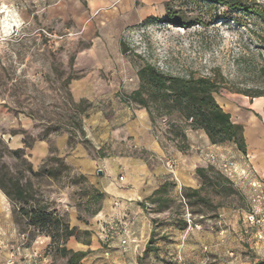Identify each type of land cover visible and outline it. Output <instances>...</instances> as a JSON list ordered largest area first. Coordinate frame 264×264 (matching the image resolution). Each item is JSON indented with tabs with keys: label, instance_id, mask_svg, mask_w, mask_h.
I'll list each match as a JSON object with an SVG mask.
<instances>
[{
	"label": "rangeland",
	"instance_id": "374dc122",
	"mask_svg": "<svg viewBox=\"0 0 264 264\" xmlns=\"http://www.w3.org/2000/svg\"><path fill=\"white\" fill-rule=\"evenodd\" d=\"M244 1V10H230L208 0H171L166 7L172 16L167 9L162 18L107 40L80 30L79 21L89 19L87 0H0V104L12 119L7 123L18 126L13 131L32 145L25 157L34 170L52 167L58 174L32 176L7 154L18 148L5 138L0 166L22 173L38 196L80 229L79 241L73 237L66 244L89 251L79 264H264V179H237L236 174L225 180L219 171L223 162H248L247 149L226 143L214 154L218 168L209 172L214 184H203L196 168L211 164L202 159L206 151L196 131H205L178 112L154 123L150 118L147 130L164 159L180 158L190 185L169 173V203L162 212L147 198L128 201L140 205V222H150L151 232L143 224L140 231L130 230L133 222L118 228L122 218L104 213L106 192L129 186L130 165L164 163L137 146V113L145 108L131 96L141 86L143 66L172 76L214 79L221 88L217 99L253 100L264 93V0ZM5 124L0 122L2 128ZM40 143L47 147L42 153ZM125 235L128 242L122 244ZM1 237L0 264H69L58 251L61 243L51 245L50 237L25 223L18 234ZM87 242L91 245H83Z\"/></svg>",
	"mask_w": 264,
	"mask_h": 264
},
{
	"label": "trees",
	"instance_id": "16d2710c",
	"mask_svg": "<svg viewBox=\"0 0 264 264\" xmlns=\"http://www.w3.org/2000/svg\"><path fill=\"white\" fill-rule=\"evenodd\" d=\"M208 1L223 5L230 10H244L247 7L244 0ZM168 10V17H170L172 13L169 8ZM260 13H263L262 15L264 16L263 10ZM157 19L154 18L153 20ZM170 21L175 22L173 19H170ZM124 53L126 52L124 51ZM138 75L141 80V86L132 94L131 98L148 111L153 123L157 117L170 116L174 112H178L186 118L187 122L192 118L193 121L190 125L204 130L214 145L234 143L241 151L246 152L244 126L234 123L231 114L227 113L218 103L215 95L220 94L221 88L214 79L208 77L172 76L159 71L150 64L143 66L138 71ZM145 94L148 95V98ZM262 96H264V93L257 94L254 97ZM17 133L19 132H13V134ZM2 142L3 140L0 139V143ZM24 144V148L7 150V154H12L17 160L23 162L32 176H56L58 174L56 168L46 166H41L35 171L33 164L25 157V150L31 148L32 145L28 144L25 139ZM6 167L5 164L0 166V188L10 200L17 228L19 229L25 223L38 229L39 232L51 238V245L61 243L58 251L61 256L69 258V264H79L89 254V251H75L66 247V244L73 237L79 241L78 234L80 229L77 226L72 227L64 216L52 208L49 202L38 196L32 182L30 180L24 181L22 173L11 174L5 170ZM216 170L215 166L209 165L206 168L198 167L196 173L203 184H214V179L209 172ZM220 173L225 180L230 182L227 176L221 171ZM169 185L167 180L160 185L152 196L147 198L152 205H157L158 212H162L168 206L169 200L165 198V195L168 192ZM103 197V194L98 196L99 199ZM99 212L100 208L94 214ZM83 233L91 235L89 230H85ZM154 235L153 232L145 249L146 253L151 248ZM85 245H91V242H87Z\"/></svg>",
	"mask_w": 264,
	"mask_h": 264
},
{
	"label": "crops",
	"instance_id": "0c3cea01",
	"mask_svg": "<svg viewBox=\"0 0 264 264\" xmlns=\"http://www.w3.org/2000/svg\"><path fill=\"white\" fill-rule=\"evenodd\" d=\"M170 1L171 0H87V14L89 19L86 20L83 17L82 19L84 20H82V23L79 21V25H81L80 30H86V32H84L89 36L98 32L100 35L98 39L116 40L120 38L122 32L129 27L137 26L152 18H162V16L166 14V10L168 9L166 5H170ZM72 2H76V0H72ZM75 4H77V2ZM217 101L227 113L231 114L234 123L244 126L248 162H245L244 165L235 163V167L238 169L235 178L241 179L259 176L261 179H264V96L254 98L253 100H249L245 97H220ZM8 114L6 108L0 104V122L5 121L6 123L5 128L0 126V139L5 138L9 141L11 140L16 148H20L24 143V137H22L20 133L13 134L14 127L18 126L15 124L10 126L7 123L12 120L9 118ZM137 118L136 126L138 127L135 132V134H137V146H139L142 151L144 150L146 154H150V158H154V160L160 158L164 163L159 162L160 164L157 165L155 163H145L144 166L140 168L136 166V163H134L133 167L130 165V171H134V173L132 172L129 177V186L127 189L118 190L112 188L109 192H106L104 213L106 215L119 217L118 219L120 220L122 218L120 224H116L117 227L119 226L118 228L125 229L130 225V222H133L130 230L132 229L136 232L137 230L140 231L143 224L145 229H147L148 226L151 232L152 225L150 222L148 224L144 220L140 222V218L142 219L143 215V210L140 205L138 204L135 206L133 203H128V201L149 198L160 185L170 179L168 175L172 172L164 161L169 158L164 159V157H162L164 155V150L147 130L151 128L148 111L146 109H141L140 112L137 113ZM200 132L196 131L197 134H200L199 138L202 140V146L205 148L204 151H206L201 156L202 159H204V163L209 165L211 163L208 155L219 154L224 147L222 145L218 146L212 144L205 132ZM194 141L198 142L196 139H194ZM38 146V152L40 153H42L41 149L47 148L45 143H40ZM199 149H201L200 145L197 147V150ZM218 156L221 158L223 155ZM173 160L176 163L173 173L176 181L178 183L191 182L184 170L180 168V158L177 159V157H174ZM133 168L135 169L133 170ZM241 171H245L246 174L242 175ZM189 185L190 183L187 184V186ZM192 185L195 184L192 182ZM114 203L118 204V206L114 207ZM102 213L103 212H101V214ZM124 217H127L128 220L124 219ZM2 233L16 235L18 234V229L10 200L0 188V246L3 243L1 237ZM125 239L128 242L127 235L122 238V242ZM78 249L83 250L82 247Z\"/></svg>",
	"mask_w": 264,
	"mask_h": 264
},
{
	"label": "built area",
	"instance_id": "2783aa9c",
	"mask_svg": "<svg viewBox=\"0 0 264 264\" xmlns=\"http://www.w3.org/2000/svg\"><path fill=\"white\" fill-rule=\"evenodd\" d=\"M193 119L191 118L189 120V122H192ZM208 158H209V161L211 163V165L215 166L216 168H218L215 164L217 162V155H214V154H210L208 155ZM175 166H176V163L173 159H168L167 160V167L170 169V171L172 173H174V170H175ZM220 171L225 175L227 176L229 179H231L234 175H236L238 173L237 171V168L235 167V164H233L232 162H228V161H225L223 162V164H221V167H219ZM241 174L242 175H245L246 172L245 171H241ZM252 221L254 220V217L251 218ZM123 244H126L127 243V240H123L122 242Z\"/></svg>",
	"mask_w": 264,
	"mask_h": 264
},
{
	"label": "bare ground",
	"instance_id": "6f19581e",
	"mask_svg": "<svg viewBox=\"0 0 264 264\" xmlns=\"http://www.w3.org/2000/svg\"><path fill=\"white\" fill-rule=\"evenodd\" d=\"M6 13L5 17H6V25L7 26H11V11L10 10H7V7H5V10L3 11ZM14 18V17H13ZM16 21V20H15ZM17 22V21H16Z\"/></svg>",
	"mask_w": 264,
	"mask_h": 264
},
{
	"label": "water",
	"instance_id": "95a60500",
	"mask_svg": "<svg viewBox=\"0 0 264 264\" xmlns=\"http://www.w3.org/2000/svg\"><path fill=\"white\" fill-rule=\"evenodd\" d=\"M99 174H102V171H99Z\"/></svg>",
	"mask_w": 264,
	"mask_h": 264
}]
</instances>
